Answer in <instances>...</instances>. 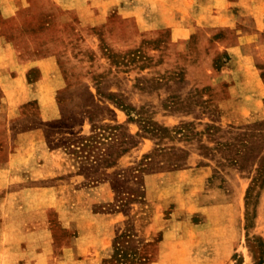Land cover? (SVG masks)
<instances>
[{"label":"rangeland","instance_id":"rangeland-1","mask_svg":"<svg viewBox=\"0 0 264 264\" xmlns=\"http://www.w3.org/2000/svg\"><path fill=\"white\" fill-rule=\"evenodd\" d=\"M196 8L0 0V264H264V54Z\"/></svg>","mask_w":264,"mask_h":264},{"label":"crops","instance_id":"crops-1","mask_svg":"<svg viewBox=\"0 0 264 264\" xmlns=\"http://www.w3.org/2000/svg\"><path fill=\"white\" fill-rule=\"evenodd\" d=\"M185 1H191L192 7H197L195 24H220L236 28L238 32L236 41L230 46L234 53L240 54L242 48H248L255 55L264 54V0ZM12 61H14L13 56L0 47V86L5 90L6 86H10L12 83L23 86L26 81L27 66L25 64L20 65L21 69L15 75L8 74L7 69ZM29 133H21L18 136L23 137Z\"/></svg>","mask_w":264,"mask_h":264},{"label":"trees","instance_id":"trees-1","mask_svg":"<svg viewBox=\"0 0 264 264\" xmlns=\"http://www.w3.org/2000/svg\"><path fill=\"white\" fill-rule=\"evenodd\" d=\"M98 126H95V128H97ZM109 127V126H108ZM94 128V130H95ZM111 129H115L116 127L114 126H110ZM103 134V132H97V129L95 131V133L91 134L90 136H88V138L80 141L83 145L88 146V158H90L92 155V151H95V149L100 148V145L105 143L104 141H102L101 139V135ZM112 134H114V132L112 131ZM104 136V134H103ZM124 140H121V144L120 145V150L118 151V154L121 155L124 152H126L128 150V147L124 146ZM113 152H106L105 156L103 157V161L105 162L106 166H112L115 163V159L112 158ZM95 161H97L98 159L94 158ZM131 240V235L130 234H120L119 236L116 237L115 239V244H114V253L111 254V256L109 258H106V262L108 263H112V262H118L121 264H124L125 261L127 262L128 260H132V258H130L129 253L127 252V248L129 246L128 242ZM124 251V252H123ZM132 256V255H131ZM134 257H137V254L135 252V255H133ZM143 257H141L140 259H142Z\"/></svg>","mask_w":264,"mask_h":264}]
</instances>
